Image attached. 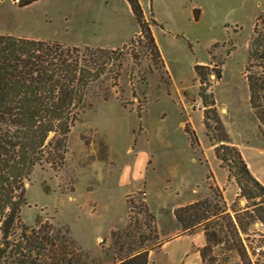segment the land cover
Returning a JSON list of instances; mask_svg holds the SVG:
<instances>
[{
    "label": "rangeland",
    "instance_id": "rangeland-1",
    "mask_svg": "<svg viewBox=\"0 0 264 264\" xmlns=\"http://www.w3.org/2000/svg\"><path fill=\"white\" fill-rule=\"evenodd\" d=\"M18 1L0 0V34L118 47L139 27L126 0H37L24 7ZM139 2L167 74L147 40L138 41L139 30L133 43L116 48L124 57L120 76L114 84L105 79L108 98L98 87V95L87 97L67 136L63 166L55 170L42 162L25 179L21 225L49 226L74 264H113L143 249L152 251L149 264H180L188 242L202 251V264H264L258 221L248 224L243 216L246 231L227 229L224 213L233 217L231 209L246 202L214 153L218 116L230 145L264 186V136L245 71L264 0ZM196 64L209 68L202 85L206 100L199 95ZM194 203L190 211L198 215L209 206L226 211L184 231L174 212ZM173 237L180 240L158 250V243Z\"/></svg>",
    "mask_w": 264,
    "mask_h": 264
},
{
    "label": "trees",
    "instance_id": "trees-1",
    "mask_svg": "<svg viewBox=\"0 0 264 264\" xmlns=\"http://www.w3.org/2000/svg\"><path fill=\"white\" fill-rule=\"evenodd\" d=\"M37 0H19V7ZM139 26L138 41L147 40L148 48L165 73L164 61L146 20L139 0H126ZM199 9H193L198 19ZM258 17L253 26L246 57V80L250 106L254 110L264 136V26ZM153 24H156L152 20ZM264 25V22H262ZM131 38L129 43H133ZM124 47V46H123ZM122 49L106 50L99 47L64 46L51 41L0 34V264H47L40 260L48 256L49 264H74L66 257L56 238L50 236V227L42 229L21 225V207L26 204L24 181L37 164L46 162L58 170L63 166L67 136L95 87L104 91L105 79L116 83L123 66ZM110 67V69L108 68ZM208 67L196 64L194 71L202 90L209 76ZM220 77L217 71L216 78ZM207 115L205 114V119ZM206 127L210 128L205 121ZM217 146L214 153L228 167L244 199V207L234 216L217 212L213 206L198 215L194 210L199 203L182 207L174 212L178 222L187 231L198 224L224 213L229 233L246 231L248 224H264V186L248 169L239 151L230 145L227 132L218 116L214 118ZM234 207V204H233ZM184 211V214L181 212ZM186 215V217H184ZM243 216L249 219L246 225ZM22 228V229H21ZM21 234L16 238L17 230ZM207 231V230H206ZM163 241L158 243V248ZM151 249H143L113 264H148ZM55 252L54 257L49 256ZM65 253V254H64ZM202 258V251L200 250Z\"/></svg>",
    "mask_w": 264,
    "mask_h": 264
},
{
    "label": "crops",
    "instance_id": "crops-1",
    "mask_svg": "<svg viewBox=\"0 0 264 264\" xmlns=\"http://www.w3.org/2000/svg\"><path fill=\"white\" fill-rule=\"evenodd\" d=\"M138 30H139V27H138ZM138 30L135 33H133L132 36L127 39L126 42L121 43V46H118V47L117 46H108V47H106V46H99V48H104V49H106V48L107 49L120 48L123 45L127 44L131 40V38L138 33ZM85 46H89V45L85 44ZM174 237L171 238L170 240H164L163 241V244L159 247L158 250H161V251L164 250L165 247L167 246V244L170 243L171 241L180 240V239H174ZM150 252H152V251H150ZM172 255L174 256V254H171V256ZM149 257H150V254H149ZM186 262H187V264H202V260H201L200 253H199L198 250H196V248L195 249L193 248V246L191 245V242H188V248L186 249V251L184 252L183 256L179 260V263L180 264H185ZM148 264H149V262H148Z\"/></svg>",
    "mask_w": 264,
    "mask_h": 264
},
{
    "label": "built area",
    "instance_id": "built-area-1",
    "mask_svg": "<svg viewBox=\"0 0 264 264\" xmlns=\"http://www.w3.org/2000/svg\"><path fill=\"white\" fill-rule=\"evenodd\" d=\"M257 225L264 228V224L261 222H257ZM257 253H260V251L263 252V248H257L255 249Z\"/></svg>",
    "mask_w": 264,
    "mask_h": 264
}]
</instances>
